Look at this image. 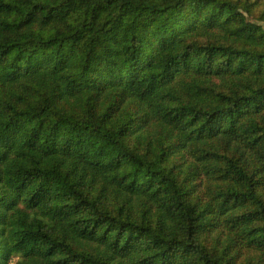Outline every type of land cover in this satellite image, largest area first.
Segmentation results:
<instances>
[{"label": "trees", "instance_id": "16d2710c", "mask_svg": "<svg viewBox=\"0 0 264 264\" xmlns=\"http://www.w3.org/2000/svg\"><path fill=\"white\" fill-rule=\"evenodd\" d=\"M0 264H264V0H0Z\"/></svg>", "mask_w": 264, "mask_h": 264}]
</instances>
